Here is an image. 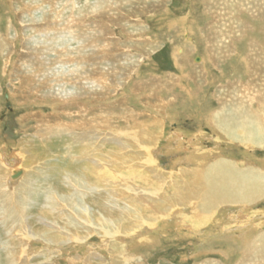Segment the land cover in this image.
Here are the masks:
<instances>
[{"label": "rangeland", "instance_id": "374dc122", "mask_svg": "<svg viewBox=\"0 0 264 264\" xmlns=\"http://www.w3.org/2000/svg\"><path fill=\"white\" fill-rule=\"evenodd\" d=\"M243 1L0 0V42L7 39V44L5 42L0 46V155L4 157L7 165H13L14 167L44 164L41 169L32 171L35 172L34 180L29 181L26 185L35 188V191H39L40 194L33 196L27 220L24 221L23 219L18 225V227H26V230L29 228L37 236L34 242L27 245V247L29 246L28 251L21 253L20 247L17 246L18 242L13 238L12 230L8 232L9 228L12 229L13 226L6 224L7 218H0V264H7L3 260L6 258L5 255H9L15 249L19 253L20 262L17 264L23 262V264H68L67 259L78 256V258H84V255L89 254V249H95L94 251L104 255L106 257L104 264H111L112 262L108 251L104 249L106 240L98 234H93L89 238L90 240H87L86 247L85 245L77 246L79 242L67 245L69 242H67L68 237L71 236V242L76 233L66 227L61 213L57 210L59 202H49L51 193L52 197L53 195L54 197L69 195V185L65 180L67 172H70V170H73L72 173L81 174L84 171L86 172L87 168H90L92 162L89 161L92 158H88L90 160L86 157H84L85 160L80 159L81 148L76 147L77 135L75 133L65 132L62 136L52 135L49 140H42L43 137L40 140L36 137L37 135L41 137L37 130L38 124L41 122L43 124L54 123L53 120H58L57 117L63 106L53 100L51 92L50 94L44 93V89L38 87L40 84H44L45 80H41L37 85L34 82L31 85L21 84L22 78L29 77L28 74L31 75L30 73L33 71V73L38 72L39 69L42 74H52L55 65L53 66L50 61L55 63L58 59L52 52L48 53L47 50L36 49V43L43 46L41 41L45 39V36L36 37L33 39L34 41H26L30 35H33L32 28L45 25V23H47L46 27L58 26L55 23L57 18H60V15L61 20L65 17L62 23L64 27L59 25L66 30L61 34L62 40H58V47L61 49L63 46H67L69 49L70 41L78 42L82 37L83 42L87 41V50L84 52V56L88 57L85 61L87 63L84 64L86 67L84 66L85 69L81 73L82 77L86 80L89 78L94 79L97 77L93 76L94 70L98 69V72L104 73L109 78V80H106L109 83L105 84L107 86L111 85L109 86L110 89L102 94L98 90H96L98 93L93 89L91 90L93 86L90 82L89 84L86 83L84 88L83 84L84 93L81 103L86 104L88 110L91 109L89 111L91 114H99L101 109L104 110L119 105L132 112L139 122L148 124L149 121L154 120L158 124L157 120H161L162 126L159 128L152 156H154L155 165H160L164 172L171 173L172 179H176L175 175L180 167L192 168L197 164V161L199 162L198 158L201 154H204L202 152L217 149L213 144V140L210 139L215 136H212L208 117L219 109L221 107L220 102L224 101L221 100V94L218 93L221 86L233 83H235L234 89L239 86L238 84H242L239 87L245 86L251 74L249 70L252 71L248 61L254 64L264 63V22L259 21L263 17L258 19L256 18L257 14H254L255 10L262 7V4L254 6L252 5L253 2ZM29 10L36 15L32 18L23 15L24 13L26 15L30 14ZM81 10L84 11L81 12ZM80 14L85 15V18L87 17L85 20L86 25L83 26L82 30L76 27L80 24ZM73 15L76 21L72 22L70 19L73 18ZM67 30L76 34L79 39L75 40ZM23 33L26 34L27 38ZM251 43L254 45L253 49ZM78 45L77 43L70 48L74 49L76 47L75 49H77ZM178 49H181L182 53H178ZM76 52L75 50L69 51V58L71 55H75L77 61L79 55ZM22 54L24 55L22 56ZM251 54L254 55L256 61L253 59L254 57H251ZM45 57L48 58L45 59ZM66 59L67 57L61 56L58 61L64 62ZM200 59L203 62L200 63ZM202 71L206 77L201 80L198 75ZM206 71H211V74ZM252 72L259 73L261 76L264 72V66L256 67ZM50 78L45 79L50 85L53 84L52 92L57 94L59 86H56L57 83ZM68 78L71 80L77 79L78 75L76 74V77L75 75H69ZM27 87L28 89H26ZM65 89L74 94L79 91L76 87L68 86V84H66ZM259 89L264 91V85H259ZM93 92L98 95L102 94L103 97L99 95V98L95 96L94 99L92 98ZM37 93L42 95H39L42 99L38 98L39 96L37 97ZM224 95L221 97H224ZM91 114L89 116L87 114L88 118L85 115L87 120L90 119V116L93 118ZM43 119L45 122H43ZM63 119L62 122L69 124L66 118ZM76 119L71 122L75 124ZM112 125L120 128L124 127L121 121L112 122ZM174 134L183 136L187 139L184 142L188 144L182 146L173 143L170 137ZM87 135H85L84 142L89 141V145L90 142L95 143V145L97 142V145L102 142L105 154L110 153L112 148H115V145L110 142L114 137L109 135L108 131L97 134L100 137H97V135L95 137L94 135L91 136L94 137L93 139ZM202 137L205 140L199 141ZM170 145L173 148L167 149L166 147H170ZM221 145L228 148L224 155L235 161L248 160L249 163L255 164L260 160H264V147L255 148L257 151L254 152L253 149L249 151L242 143L233 139L225 143L222 142ZM222 150H225V148H222ZM16 153L26 159L31 158V160L23 162L21 158L19 160V157H16V160L11 158ZM76 155L79 158L77 156L76 159ZM157 160H160L159 163L156 162ZM4 169L9 174L6 191H8V188L13 190L12 188H15V182L17 181L14 180L10 167L5 165ZM60 169L62 170L60 171ZM0 176L3 177L1 174ZM38 177L41 178L38 179ZM92 193V197H88L84 201V205H88L93 214L99 215L98 207L105 202V195L100 198L98 197L99 192L93 191ZM3 198L5 197L1 196L0 200H3ZM53 204L57 207H52ZM60 204L66 206L63 202H60ZM255 206V212L261 209L258 213L259 217L256 218L257 222H264V201H259ZM187 211V209L180 211L182 215L179 217L180 220H183V216L187 215ZM228 212L225 215L218 211L216 213L212 212L202 225L201 230L174 222V218L170 217L163 223L168 226L167 228L152 230V233L147 232V234L143 231L141 234L138 232L137 235L131 238L138 236V239L147 238L148 241L142 244L138 250H132L137 259L131 264H204L208 262L210 264H236L240 260L241 244L235 239L249 234L250 230L244 224L247 222V218L240 217L238 207H231ZM229 219L233 222L226 226L224 221ZM45 222H47V225H45ZM224 227H229V229L223 231ZM239 227L244 228V230L241 231V229H238ZM62 228H64V233L58 232ZM158 228H160L159 225ZM261 229L264 230V226ZM80 235L83 236L81 232ZM47 239L53 241L54 244L46 242ZM63 240L67 242L66 245L65 243L59 244ZM94 262L98 264L100 260Z\"/></svg>", "mask_w": 264, "mask_h": 264}, {"label": "bare ground", "instance_id": "6f19581e", "mask_svg": "<svg viewBox=\"0 0 264 264\" xmlns=\"http://www.w3.org/2000/svg\"><path fill=\"white\" fill-rule=\"evenodd\" d=\"M245 1L253 2L252 5L254 6L257 4H262V7L258 9L259 11L255 10L254 14L255 15L257 14L256 18L258 19L259 17H263V19H259V21L264 22V5H263L264 0H245ZM100 3L102 2L100 1ZM72 9L74 10L75 8ZM33 10H38V9H33ZM83 11L81 10V12ZM31 12L32 11H30V14L26 15L24 13L23 15L32 18L36 14ZM73 18L74 20H72ZM73 18L70 19V21L72 22L76 21L74 15ZM79 18H80L79 20L80 24L77 25L76 27H79V29L82 30L83 26L86 25L85 20L87 17L85 18V15L80 14ZM64 19L65 17L61 20V15L60 18H57V22L55 23L58 24V26L56 25L54 27L51 26L46 27L47 23H45V25L43 24L39 27L36 26L33 27L32 28L33 35H30L28 38L26 37V34L24 33L23 34L25 38H27L26 41L33 40L36 37L41 38L45 36V39L41 41L43 43V46L38 45V43H36L37 48L36 47L35 48L38 50L39 49L47 50L48 53L52 52L54 53V56L58 59L61 56L67 57V59L64 62H60L57 59L58 63L57 62L54 63L50 61V63H53L52 64L53 66L55 65L54 68L52 69L53 72L50 75L42 74L41 71H39L40 70L39 69L38 72L33 73L34 72L33 71L30 73L31 75L28 74L29 77L26 76L21 80L22 85H26V84L31 85V83L33 82L34 84L37 85V83H39L41 80H45V83L40 84L38 87L44 89V93L50 94L51 92L52 93L51 96L53 100L56 101V103L58 102L59 105L62 104L63 106L62 109L60 110L61 113L57 117L58 120L55 119L53 120L51 118L54 121V123L43 124L41 122L38 124L37 130L41 134V137L40 135H37L36 137L40 138V140L42 137H43L42 140H49V138L52 137V135L62 136V134H65V132L71 134L75 133L77 135L76 147L81 148L80 159L85 160L84 157H86L87 159L88 158L93 159V160L88 159L90 160L89 162L92 163L90 165V168L89 167L87 168L86 172L84 171L80 174V173H72L73 170L72 171L70 170V172L66 171L67 175L65 177L66 178L65 180H67V185H69V189H70L68 196L61 197L57 195V197H54L53 195L52 197V193L49 195L50 203L51 201L59 202V207H57L54 204H53L54 206L52 207L55 208L57 207L58 212L61 213L64 219V223L66 227L72 229V232L74 230L76 233V236L71 242L70 240L72 238L71 236L68 235L69 236L68 237L69 240H67V242L69 241L68 244L64 240L59 242V244L65 243V245L66 244L69 245L71 243L79 242L77 246L85 245L86 247L87 240H90L89 238L93 234H98L101 237H103L104 240H106L104 244V249L108 251V255L109 257H111L110 260L112 259L111 264H131V262H134L137 259L136 255L132 253V250L133 251L138 250L142 244H145L148 241L147 238L138 239V236H136L135 238L134 237L131 238L132 236L137 235L138 232L141 234V232L143 231L145 234H147V232L152 233L153 232L152 230H158V229L160 230L161 228H167L168 226H165L163 223L166 219L170 217L174 218L173 220L174 222L177 223L179 222L180 224H183L187 227L201 230L202 225L206 222V220L208 219L209 215L212 212L216 213L218 211L224 213L225 215V213L227 214V212L229 211V208L238 207L240 211V217L247 218V222H246L247 224L246 223L244 224L249 227L250 231L249 234L242 235L235 239L236 241H239V244H241V252L239 254L240 260L236 264H264V230L261 229L264 226V222H257L258 220L256 219L259 217L258 213L261 209L257 207L260 210H258V212L254 211V209L256 208L255 205H257L259 201L260 202L264 201V160H260L255 164L249 163L248 160L246 161L243 160V162L235 161L234 159H230L231 157L228 158L224 155V152L228 150V148L226 146L221 145L222 142L225 143L228 140L232 141L233 139L242 143L245 148L249 149V151L253 149L254 152L257 151V149L255 148L264 147V91L259 89V85L261 86L264 85V72H262L263 75L261 76L259 73L252 72L254 68L259 67L261 65L264 66V63L254 64L253 62L251 63L250 61H248V65L252 67V71L249 70L251 74L245 86L239 87L242 84H238L239 86H236V89L239 90L234 89L235 83L231 85L221 86V89L218 91V93H220L221 96L225 94L224 97L220 96L221 100L224 101L220 102L219 105L221 107L216 111H214L208 117V124L210 125V128L212 130L211 131L212 136H215L213 138H210L209 136L208 137L211 140H213V144L218 150L216 149V150H210L208 152H202L204 154L200 155V157L198 158L199 162L197 161L196 162L197 164H195L192 168H188L187 166L180 167L175 175L177 177L176 179H178L176 181V179H172L171 173L167 174V172H164L160 168V165H155L156 163L154 161V156H152L153 148L155 146L156 139L158 138L159 128L160 126H162V123H160L161 120L159 119L157 120L158 124L154 120L149 121L148 124L146 122L144 123L139 122L137 120L138 118H136V116L132 112L124 109L122 106L119 105H116L114 107H109L104 110L101 109L99 114L96 113L91 114V112H89L91 111V109L89 108L88 110L86 104L81 103L83 101L82 98L84 93L83 88L85 87L86 83L89 84L90 82V84H92L93 86L91 90L92 89L94 91L98 90L102 92V94L107 92L110 89L109 86L111 85L107 86L105 84V83H109L106 81L109 80V78L104 73L102 74L101 72H98L97 71L98 69L94 70L93 73L94 74L93 76H97L96 78L94 79L89 78L90 80L89 79L86 80V78L82 77L81 73L85 69L84 64L87 63L85 61L86 58H88L84 56L85 54L84 52L87 50L86 47L87 41L83 42L84 40L82 37L79 39L77 38L76 34L70 33L67 30L69 34H72L75 40L76 39L80 40L78 41L79 45L77 49H75L76 47H74V49L69 47L68 49L67 46H63L61 49L58 47L57 45L58 40L59 41L62 40L61 34L64 33L66 30L65 28L59 26L61 25L64 27V25H62ZM6 41L7 39L1 41L0 46L5 44ZM253 46L254 45H252L251 43L252 49ZM72 50L77 51L76 54L79 55V59L77 61L74 57L75 55L74 56L71 55L70 58L68 56L69 51ZM0 51H1V47H0ZM178 53H182L181 49H178ZM23 55L24 54H22V56ZM251 57L253 58L254 55L251 54ZM46 58L48 57H45V59ZM253 59H255V57ZM97 62L99 61L97 60ZM201 62L203 61H201L200 59V63ZM206 72L211 74V71H206ZM76 74L78 75L77 79L71 80L70 78H68L69 75L70 76L75 75L76 77ZM198 76L199 79L201 80L204 77H206V75L203 74V71ZM47 77H51L50 79L54 80L58 84V85L56 84V86H59L58 88L59 90L58 91L56 90L58 92L57 94H54L52 92L54 86L52 82H51L52 85H50L48 81H46L45 78ZM66 84H68V86L76 87V89H78L79 91L76 94H74L71 91H67L66 90L67 87L65 89ZM28 87L26 89H28ZM94 87H96V89H94ZM96 92L95 93L93 92L94 94L92 98L94 99L100 95V94L98 95L97 94L98 92L97 93ZM39 95L41 94L37 93V97ZM41 96H39L38 98L42 99ZM86 113L88 114V116L89 114H91L93 118H91L90 116V119L87 120L85 117V115L87 116ZM63 118H66L69 124L62 122L64 120ZM75 118H77L76 119L77 122L73 124L74 122L72 123L71 121L74 120ZM120 121L123 122L124 124L123 128H120L116 125L115 126L112 125V122L117 123ZM43 122H45L44 119ZM77 131L80 132L78 133ZM103 131H108V134L114 137V139L111 140L110 142L115 145V148H112V151H110V153L108 154H105L103 152L104 144L102 142L99 143L98 145H97L98 142L96 143V145L93 142H90L91 143L90 145H89V141L84 142L86 137L85 135L88 134L87 136L89 138L93 135L95 137V135L100 134ZM97 137H100V135L99 136L97 135ZM170 138L175 144L182 146H186L188 144L184 142L187 139H185L181 135L174 134ZM200 140H205V139L204 137H202L201 139H199V141ZM166 148L168 149L173 147H171L170 145V147L167 146ZM222 148H225V150H222ZM77 156L78 155H76V159ZM16 157H19V160L21 158L23 162L31 160V158L26 159L25 157H21L19 153L13 154L11 158H14L16 160ZM159 161L160 160H157L156 162L159 163ZM5 165L11 168V171L13 172L14 175V180L17 181L15 182L16 186L14 185L15 188H12L13 190L8 188V191H6V182L8 181L7 177L9 174L8 171L4 169ZM42 165H40L39 163L37 165H30V166L27 165L28 167L24 165H18L17 167H14L13 165H7V163L4 160V157L0 155V174L3 176V177L0 176V181L3 180L2 182H0V197L1 196L5 197L3 198V200H0L1 201L0 218L1 219L7 218L6 224L13 226L12 229L9 228L8 232L12 230L13 238L16 240V242H18L17 246L20 247L21 253H25L28 251L29 246L27 247V245L30 242H34L37 236V234L31 232L29 228L28 230H26V227H21V226L18 227V225L21 223L23 219L24 221L27 220V214L31 207L30 203L32 204L33 196L40 194L39 191H35L36 190L35 188L26 185L29 181L32 182V180H34L33 177L35 175L34 174L35 172L32 171L34 169L36 171L37 169L38 170L41 169ZM61 170L62 169H60V171ZM62 172H60V174H62ZM39 173L44 174L41 172ZM40 178L41 177H38V179ZM93 191L99 192L98 197L100 198L102 197V195H105V202H103V204L99 205L98 207L99 215L95 213L93 214L89 206L84 205V201H86L88 197H92ZM61 193L62 191L60 192V195ZM107 197L110 199H108ZM60 202L65 203L66 206L60 204ZM183 209L188 210L186 212L187 215L183 216V220H180L179 217L182 216L180 211ZM234 218L233 220H235ZM233 220L231 219H229L228 221L225 220L224 224L228 226V224H231ZM33 221L35 220L33 219ZM45 223H46L45 225H47V222ZM158 225L160 228H158ZM228 229L229 227L228 228L224 227L223 231ZM238 229H241V231L244 230V228L242 227H239ZM58 232L64 233V228H62ZM80 232L83 234V236L80 235ZM46 242L54 244V242L51 241L50 239H47ZM94 250L89 249V254L87 256L84 255V258H78L79 257L78 256L76 258L67 259L68 264H79V263L96 264L94 262L96 260H100V263L98 264H104L106 261V257L104 255H100L98 251H94ZM5 256L6 258L4 257L5 259L3 260L7 264H17L18 262H20L18 257L19 253L18 250L16 249L11 251L9 255H5ZM204 264H210V263L208 262Z\"/></svg>", "mask_w": 264, "mask_h": 264}, {"label": "clouds", "instance_id": "9594fccd", "mask_svg": "<svg viewBox=\"0 0 264 264\" xmlns=\"http://www.w3.org/2000/svg\"><path fill=\"white\" fill-rule=\"evenodd\" d=\"M78 42H76V41H70L69 42V46L71 47V46H73V45H75V44H77Z\"/></svg>", "mask_w": 264, "mask_h": 264}]
</instances>
